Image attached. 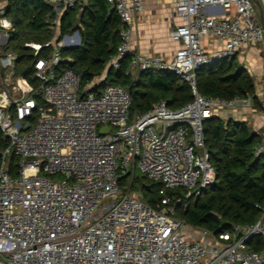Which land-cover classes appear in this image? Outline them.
Segmentation results:
<instances>
[{"label":"built area","instance_id":"built-area-1","mask_svg":"<svg viewBox=\"0 0 264 264\" xmlns=\"http://www.w3.org/2000/svg\"><path fill=\"white\" fill-rule=\"evenodd\" d=\"M44 1L57 10L52 27L80 4ZM172 2L179 21L169 36L178 47L166 58L133 49L144 0H108L121 19L109 64L118 69L130 55L128 73L171 70L193 93L182 107L161 99L135 113L126 88L100 87L104 74L86 87L71 69L56 74L62 49L81 44L79 30L45 44L25 43L35 56L43 47L52 51L35 62L38 84L18 75L17 54L4 49L14 26L0 10V131L9 141L0 162V264H264V206L257 204L256 222L234 223L218 234L197 230L177 209H187L216 181L206 121L254 98L202 95L198 72L233 61L242 46L264 43V26L252 0ZM262 8L264 14V2ZM204 38L222 44L208 50ZM104 126L109 130L101 133ZM12 152L20 159L17 175L9 169ZM254 152L263 155L264 142ZM136 169L160 184L157 207L133 192ZM179 190L183 195H175Z\"/></svg>","mask_w":264,"mask_h":264},{"label":"trees","instance_id":"trees-1","mask_svg":"<svg viewBox=\"0 0 264 264\" xmlns=\"http://www.w3.org/2000/svg\"><path fill=\"white\" fill-rule=\"evenodd\" d=\"M81 9L84 12L80 17ZM5 15L14 26L8 47L17 54L16 71L38 84L34 76L35 62L38 58L49 57L52 48L43 47L35 56L34 50L25 43L45 44L54 37L55 8L44 0H9ZM58 29L60 36L79 30L81 44L62 49L64 60L57 65L56 74L71 69L79 74L82 87L104 74L100 87L113 83L126 88L133 99L132 113L149 111L161 99L168 100L172 108L182 107L192 100L189 83L171 70H147L136 77L128 73L130 55L120 60L118 69L109 64L120 44L121 19L111 9L108 0H89L87 6L79 4L74 9L65 10L59 19ZM197 87L202 95L208 96L232 98L251 95L256 110L264 109L256 95L255 80L235 66V59L200 70ZM205 135L216 169V181L200 197L190 200L187 209L178 205V216L185 218L197 230H208L213 234L229 229L234 223L256 222L262 215L257 204L264 206V154L256 156L254 149L264 141L246 122L224 119L219 115L206 121ZM8 146V139L0 131V162L2 151ZM19 160L14 152L8 157L13 175H17ZM136 181L142 182L141 198L148 205L157 207L162 200L160 184L143 174L135 177L134 189ZM175 195L183 194L179 190Z\"/></svg>","mask_w":264,"mask_h":264},{"label":"crops","instance_id":"crops-1","mask_svg":"<svg viewBox=\"0 0 264 264\" xmlns=\"http://www.w3.org/2000/svg\"><path fill=\"white\" fill-rule=\"evenodd\" d=\"M89 0H80V5L87 6ZM109 4V3H108ZM145 11L138 17L133 34V49L145 55H162L171 58L178 47V44L169 36L170 29L179 21L174 13L172 0H144ZM110 6V5H109ZM57 11V10H55ZM260 11L257 12L260 20ZM59 16V15H58ZM61 17V15L59 16ZM60 19V18H59ZM59 21L55 25V35L59 33ZM221 42L204 38V45L208 50L221 46ZM264 47V43L260 44ZM261 49L258 46H242L239 49L237 58L247 56L250 65L257 66L256 86L258 97L264 104V58L261 57ZM259 55V56H257ZM263 56V55H262ZM236 59V58H235ZM256 93V94H257ZM263 110H256L253 104H248L239 109L225 110L218 113L223 118V113L228 112L229 119L247 121L252 118L256 127L264 126ZM256 130V129H255Z\"/></svg>","mask_w":264,"mask_h":264},{"label":"rangeland","instance_id":"rangeland-1","mask_svg":"<svg viewBox=\"0 0 264 264\" xmlns=\"http://www.w3.org/2000/svg\"><path fill=\"white\" fill-rule=\"evenodd\" d=\"M253 1V4H254V7L256 9V12H259L260 11V5H263V2L264 0H252ZM7 6V3H0V10L2 9H5ZM9 45V44H8ZM8 47V46H7ZM4 48V49H7ZM11 47V46H10ZM259 49H261V54H259L261 57L264 58V47L261 46V45H258ZM9 48V47H8ZM10 50H12L11 48H9ZM257 55V56H259ZM263 55V56H262ZM251 62L253 64L254 61H248L247 60V56L246 58L245 57H240V58H237L235 59V66L239 69H241L242 71H244L245 73H247L250 77H252L254 80L256 79V74L258 72L257 70V66H255V63L254 65H250ZM264 72V71H263ZM136 77L139 75V73H133ZM225 111V110H224ZM225 116H223L224 119H229V115L228 112H224L223 113ZM254 120L252 118H250L249 120L245 121L250 127L251 129L257 133L261 138H262V141H264V126H261L260 128L259 127H256L255 126V122H253ZM256 129V130H255ZM143 174L141 173V171L139 169H136L135 171V177L137 176L140 177L142 176ZM144 183V182H143ZM146 183V182H145ZM141 185H142V182L139 183V182H135V189L133 188V192L135 194H137L138 196L142 197L141 196V193H140V190H141Z\"/></svg>","mask_w":264,"mask_h":264},{"label":"water","instance_id":"water-1","mask_svg":"<svg viewBox=\"0 0 264 264\" xmlns=\"http://www.w3.org/2000/svg\"><path fill=\"white\" fill-rule=\"evenodd\" d=\"M84 9H81L79 12V16L81 17V15L83 14ZM260 24L264 26V14H263V8L262 5H260ZM255 24H258V21L255 22ZM109 130L108 126H104L100 131L101 133H106Z\"/></svg>","mask_w":264,"mask_h":264}]
</instances>
